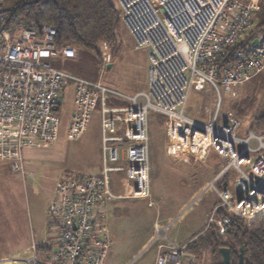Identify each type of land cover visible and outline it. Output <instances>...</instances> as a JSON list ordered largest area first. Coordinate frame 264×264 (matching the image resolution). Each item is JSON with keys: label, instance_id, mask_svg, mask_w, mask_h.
Segmentation results:
<instances>
[{"label": "built area", "instance_id": "built-area-1", "mask_svg": "<svg viewBox=\"0 0 264 264\" xmlns=\"http://www.w3.org/2000/svg\"><path fill=\"white\" fill-rule=\"evenodd\" d=\"M5 1L0 0V5ZM117 3L136 49L146 51L148 58V88L133 97L101 81L78 78L48 64L47 60L60 56L67 60L78 56L75 48L56 45L54 28H32L23 21L7 25L0 17V160L25 177V152L56 145L61 123L55 114L70 86H74L75 94L67 139H81L99 108L103 151L100 174L67 177L56 183L46 212L52 240L41 245L33 243L27 254L6 258L0 264H105L111 240L101 210L118 200L151 198L153 115L165 119L172 152L198 157L212 150L227 163L209 185L219 202L208 226L217 225L218 234L225 236L232 218L252 224L264 215V134L249 131L240 136L242 122L232 111L220 118L221 91L235 98L244 85L264 71V32L235 51L230 63L218 66L229 49L253 29L260 10L258 1ZM108 50L105 42L98 46L102 58L100 80L111 63ZM192 91L216 94V113L208 121L189 115ZM119 97L129 105H110L112 98ZM231 171L238 196L230 187H217L220 180L229 179ZM115 173H124L134 184L129 194H115ZM222 210L226 216L218 219ZM174 224L155 227L153 243L159 249L155 264H185L188 244L178 245L169 238Z\"/></svg>", "mask_w": 264, "mask_h": 264}, {"label": "rangeland", "instance_id": "rangeland-1", "mask_svg": "<svg viewBox=\"0 0 264 264\" xmlns=\"http://www.w3.org/2000/svg\"><path fill=\"white\" fill-rule=\"evenodd\" d=\"M238 1L247 3L251 0ZM257 1L261 8L264 0ZM113 4L118 8L117 0H113ZM116 37V44L112 48L109 47L108 50L111 56L110 65H112V68L104 72L101 80L100 68L102 66V58L98 60L93 53H81L76 60H67L60 56L49 59L47 62L53 68L62 70L75 77L94 82L101 81L103 85L117 90L126 97L136 96L143 92L148 85L147 53L144 50L136 49V42L122 20L117 23ZM68 90L66 97L62 99V108L55 114V117L61 123L60 138L53 147L46 149L39 148L25 154L24 164L26 176L23 177L21 174L14 172L10 163L0 160V259L17 256H13V254L23 246H28L32 243H41L42 240L49 241L45 213L47 212L50 198L58 181L67 177H78L82 175L94 176L100 173L102 166L100 114L96 112L92 115L87 131L81 139L77 141L68 140L67 130L74 109L72 88L70 87ZM221 92L223 102L220 118L226 112L232 111L242 122V127L239 132L240 136H246L249 131L257 132L253 127V120L264 111V71L244 85L235 98L226 95L224 91ZM115 100L118 102L117 106L120 108L129 105L125 98L119 97V99ZM110 102H113L112 99ZM216 103L217 97L214 92L204 91L198 93L192 91L188 105V113L195 119H205V121H208L211 114L215 115L216 113ZM159 118L161 117L153 115L151 122L152 153L154 151V145L160 143L163 136L165 138V125L163 126L159 122ZM257 133L264 134V132ZM214 159L220 166L219 170L227 164L225 160L216 156L211 157L209 161L212 162ZM169 160L170 157H166L165 162L168 163ZM216 165L215 167H217ZM169 167L168 175L165 178L166 181L169 179V173L171 172L173 180L177 175L189 176L191 174L190 166L173 160L172 158ZM215 167L198 165L197 168L201 171V174L198 173L194 176L193 180L190 179L187 187L192 188L196 183L201 185L208 178L212 180V177L215 175V170L218 169V167ZM206 169L209 175L207 178L203 176L202 172H206ZM152 175L155 176V181L157 180V183H159L160 172L154 169V167L152 168ZM229 179L230 190L235 196H238V192L234 187L233 171L229 173ZM171 186V183L167 184L168 188ZM208 190L210 191L198 203L193 205L189 212L182 218L179 223L181 230L186 228L190 221L193 226L197 225L195 227H202L207 215L209 216L210 214L209 217H211L210 210L218 196L210 186H208ZM181 201L183 200L180 198H176L175 200L172 197L165 199L168 209L169 207L170 209L179 207L178 205ZM129 202L135 201L124 200L118 204L125 206ZM169 204L170 206H168ZM108 205L103 211L107 226L111 218H113V216L108 214L110 212ZM153 211L155 213L156 209L144 210L142 212L141 221L143 222V230L138 233L137 238H133L132 236L134 220H126L127 240L130 242V246L142 240L141 237L148 232L149 224H152L155 219L152 216ZM208 218L205 227H209ZM155 250H157L156 243L136 258H131L128 264L153 263L155 260L153 258ZM186 253L187 258H191L190 260L194 261L195 264H207L210 258L209 253H204V257L202 258L192 256L188 251V246ZM118 257L114 256L113 258L119 261L126 259L121 258V256Z\"/></svg>", "mask_w": 264, "mask_h": 264}, {"label": "trees", "instance_id": "trees-1", "mask_svg": "<svg viewBox=\"0 0 264 264\" xmlns=\"http://www.w3.org/2000/svg\"><path fill=\"white\" fill-rule=\"evenodd\" d=\"M0 17L7 25L23 21L32 28H54L57 33L55 43L59 48H75L77 58L84 52L93 53L98 60V46L105 42L112 48L116 44L117 23L122 20L113 0H6L0 5ZM262 32L264 2L256 15L253 29L242 42L229 49L228 55L218 62V66L222 68L230 63L235 51ZM159 122L163 126L166 123L162 118H159ZM253 127L257 132H264V111L254 118ZM217 187H230L228 177L220 180ZM224 216L226 213L222 210L217 217L221 219ZM187 246L192 255L201 258L204 253H209L211 264H223L219 253L222 248L230 250V264H241V255L243 264H264V215L252 224L232 218L225 236H220L217 225L212 224L203 233L197 234Z\"/></svg>", "mask_w": 264, "mask_h": 264}, {"label": "crops", "instance_id": "crops-1", "mask_svg": "<svg viewBox=\"0 0 264 264\" xmlns=\"http://www.w3.org/2000/svg\"><path fill=\"white\" fill-rule=\"evenodd\" d=\"M72 88V94L74 98V86H70ZM69 87V88H70ZM68 88V89H69ZM148 86L144 91H146ZM66 90L63 99L66 97V94L68 93L69 90ZM112 103L113 106H117V103L115 99L112 98ZM62 108V106H61ZM100 114V109L97 108L94 113ZM93 113V114H94ZM92 114V115H93ZM92 118V116H91ZM164 119V118H162ZM153 120V116L151 117L150 120V135H151V122ZM205 120V119H204ZM165 121V119H164ZM166 122V121H165ZM100 127H101V117H100ZM101 129V128H100ZM122 130H119L118 133H121ZM60 138V137H59ZM101 140H102V132H101ZM151 142H152V136H151ZM36 150V149H34ZM152 153V144H151V162H152V168L157 169L158 172H160V182L157 183V180L155 181V176L152 175V193H151V198L149 201H135V202H129V204H126L125 206H120L118 203L124 200H118L116 202H113L112 204H109V213L113 218H111L109 224H108V230H109V237L111 240V245H110V250L108 253V257L106 260L105 264H128L129 261H131V258H136L139 254H141L143 251H146L151 245L154 243V238H155V227L157 225L160 226H165L167 224H170L175 221V224L172 226L170 230V241H173L175 244L178 245H187L189 244L194 236L197 234L204 232L208 227H205L206 220L210 216L207 215L205 222L202 227H195L192 225L191 221L188 223L186 228L182 229L180 228V221L182 218L189 212V210L192 208L193 205L198 203L207 193L208 191V186L210 182L218 175L220 172L219 170V165L217 164V161L214 159V161L210 162L209 159L211 157H218L220 158L216 152L209 150L207 152L202 153L201 156H192L186 152H179V153H174L170 150L166 138V123H165V138L163 136V139L160 140V143L154 145ZM32 150H28L25 152H30ZM101 159H102V164L103 165V151H102V143H101ZM166 157H170V160L165 162ZM171 158L176 161H180L184 164H187L190 166V175L189 176H183V175H177V177L172 178L171 173H169V179L166 181V176L168 175V171L170 169V161ZM222 159V158H220ZM209 161V163H208ZM208 163V164H206ZM121 165H125L124 162L120 163ZM203 165V166H214L215 165L218 167V169L215 170V175L209 179H205L202 184L196 183L194 187L188 188L187 184L188 181L191 179L193 180L194 176H196L198 173L201 174V171L198 170V165ZM201 167V166H199ZM215 167V168H217ZM102 170V166L100 168V173ZM203 172V176L206 178L209 176L207 169L206 172ZM99 173V174H100ZM83 176V175H82ZM159 176V174H158ZM154 177V180H153ZM163 179V180H162ZM171 183L172 186L170 188L167 187V184ZM133 183L128 180L126 175L124 173H115L112 175V189L117 195H127L131 191L133 187ZM188 190V191H186ZM217 195V194H216ZM172 197L174 200L176 198H180L183 201L179 203V207H174L172 209L167 208V205L165 203V199H169ZM129 201V200H128ZM149 202H151V205H149ZM219 198L217 197V200L214 202L210 212L212 214L213 210L215 207L218 205ZM172 203V202H170ZM107 206V205H106ZM106 206L101 210V213L103 214L104 209ZM170 206V204L168 205ZM48 208V207H47ZM156 209L155 213L154 211L152 212V216L155 217L154 221L152 224H149L148 226V232L142 236V240L136 242L133 244V246H130V242L127 240V231H126V226L125 222L127 219H133L134 226H133V238H137L138 233L143 230V222L141 221L142 219V212L144 210H152ZM154 214V215H153ZM46 217V213H45ZM46 219V218H45ZM210 220V217L208 218ZM209 223V221H208ZM182 225V224H181ZM47 226V225H46ZM47 229V227H46ZM48 232V231H47ZM49 235V241H41V243H37L38 245L41 244H47L52 240L51 235ZM33 244V243H32ZM32 244L23 246L22 248L18 249L14 255H24L27 254L29 249L31 248ZM159 249L157 247V250H155L153 258L155 260L153 263L150 264H155L156 258L158 256ZM187 254V253H186ZM185 254L183 260L185 264H188L191 260V258H187V255ZM192 255V254H191ZM9 256V255H7ZM41 256L43 254L41 253ZM118 257L121 256V258H126L122 261H119L117 259L114 260L113 257ZM195 256V255H192ZM119 258V257H118ZM6 258L0 259V261L4 260ZM210 263V258L208 259V263Z\"/></svg>", "mask_w": 264, "mask_h": 264}, {"label": "water", "instance_id": "water-1", "mask_svg": "<svg viewBox=\"0 0 264 264\" xmlns=\"http://www.w3.org/2000/svg\"><path fill=\"white\" fill-rule=\"evenodd\" d=\"M112 68V65H109L108 66V69H111ZM221 257H222V261H223V264H230V260H231V252L228 248H222L220 251H219ZM241 264H243V255H241V261H240Z\"/></svg>", "mask_w": 264, "mask_h": 264}]
</instances>
